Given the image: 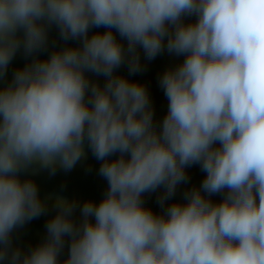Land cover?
<instances>
[{"label":"clouds","instance_id":"clouds-1","mask_svg":"<svg viewBox=\"0 0 264 264\" xmlns=\"http://www.w3.org/2000/svg\"><path fill=\"white\" fill-rule=\"evenodd\" d=\"M165 52L157 120L133 77ZM88 151L102 198L42 199ZM0 264H264V0H0Z\"/></svg>","mask_w":264,"mask_h":264},{"label":"water","instance_id":"water-1","mask_svg":"<svg viewBox=\"0 0 264 264\" xmlns=\"http://www.w3.org/2000/svg\"><path fill=\"white\" fill-rule=\"evenodd\" d=\"M194 19V18H192ZM182 60L174 56H170L166 52L158 56L155 60L145 63L146 70L138 74L133 79L145 83L149 89L153 100L156 119L160 120L167 111V100L164 97L163 91L159 88L157 78L163 70L169 66L175 65ZM24 63L20 56H17L13 62L12 68L22 66ZM126 74V69L120 70ZM87 151V150H86ZM99 162L95 160L91 152H87L86 159H82L70 172L65 173L58 170L55 176H50L47 171H40L32 178L38 184L40 196L42 199L51 195H62L68 199H77L83 201L85 199H94L99 201L104 191L106 190V181L98 175ZM190 177L188 184L178 186L174 201H183V192L192 186H198L203 179L204 173L200 170L199 165H193L187 169ZM158 193L145 194L146 206L150 207L154 212L161 211L157 203ZM214 201H219L221 196H214ZM53 201L49 200V211L24 225L14 235V244L19 245L24 250L34 247L39 244L46 235L45 224L47 220L54 214L51 209ZM171 202V201H170ZM68 253L67 246L61 256V260L66 258Z\"/></svg>","mask_w":264,"mask_h":264}]
</instances>
